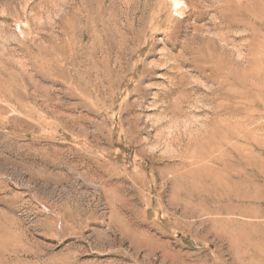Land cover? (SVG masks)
Returning <instances> with one entry per match:
<instances>
[{
	"label": "rangeland",
	"instance_id": "374dc122",
	"mask_svg": "<svg viewBox=\"0 0 264 264\" xmlns=\"http://www.w3.org/2000/svg\"><path fill=\"white\" fill-rule=\"evenodd\" d=\"M0 0V264H264V0Z\"/></svg>",
	"mask_w": 264,
	"mask_h": 264
},
{
	"label": "bare ground",
	"instance_id": "6f19581e",
	"mask_svg": "<svg viewBox=\"0 0 264 264\" xmlns=\"http://www.w3.org/2000/svg\"><path fill=\"white\" fill-rule=\"evenodd\" d=\"M172 4L175 6V7H178L181 5V1L180 0H171Z\"/></svg>",
	"mask_w": 264,
	"mask_h": 264
}]
</instances>
